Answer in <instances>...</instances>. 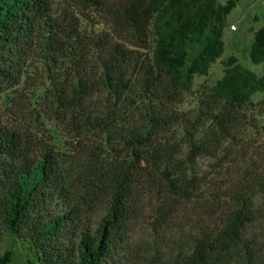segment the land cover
<instances>
[{
	"label": "trees",
	"instance_id": "1",
	"mask_svg": "<svg viewBox=\"0 0 264 264\" xmlns=\"http://www.w3.org/2000/svg\"><path fill=\"white\" fill-rule=\"evenodd\" d=\"M233 6L0 0L1 77L16 74L17 84L26 62L39 59L54 115L75 132L98 135L102 147L82 178L77 172L83 184L73 191L53 151H37L0 112V221L29 241L40 264H118L136 220L189 226L194 236L182 264L253 261L259 234L252 227L264 229V126L251 95L264 92V70L256 75L230 56L195 107L178 108L193 75L221 54ZM249 58L264 64V26L253 32ZM103 192L106 206L92 229L84 212ZM9 260L6 251L0 264Z\"/></svg>",
	"mask_w": 264,
	"mask_h": 264
},
{
	"label": "rangeland",
	"instance_id": "2",
	"mask_svg": "<svg viewBox=\"0 0 264 264\" xmlns=\"http://www.w3.org/2000/svg\"><path fill=\"white\" fill-rule=\"evenodd\" d=\"M224 4L228 0H215ZM234 6L226 15L222 30V52L210 65L205 74H195L189 92L184 94L178 108L188 110L196 105L199 92L211 87L223 73V63L233 57L243 68L261 75L264 64L250 61L249 51L253 32L264 26V0H233ZM22 68L24 75L15 84L17 75L8 79L0 75V112L9 125L18 127L35 142V149L42 151L46 146L53 151L60 166L68 175L69 186L78 191L82 183V166L92 165L102 158L100 138L96 134L75 132L64 117L56 116L53 86L47 77L46 66L39 59L31 58ZM56 81H59L57 79ZM251 100L258 103L261 112H254L259 126H264V92H254ZM22 113V115L19 114ZM248 134H253L248 130ZM80 171V177L77 172ZM86 174V173H85ZM107 196H99L94 209L84 212V224L94 228L99 214L104 212ZM147 213V212H145ZM145 220L134 221L127 235L125 258H118V264H148L160 259L167 264H182L181 257L188 254L194 232L189 226H176L173 222L159 228L147 225ZM178 225V224H177ZM259 238L254 248V259H238L233 256L229 264H264V229L256 230ZM10 252L6 264H40L28 240L8 233L0 221V257Z\"/></svg>",
	"mask_w": 264,
	"mask_h": 264
}]
</instances>
